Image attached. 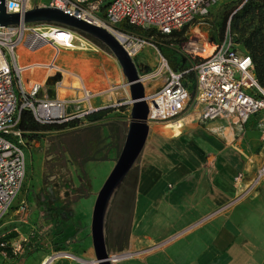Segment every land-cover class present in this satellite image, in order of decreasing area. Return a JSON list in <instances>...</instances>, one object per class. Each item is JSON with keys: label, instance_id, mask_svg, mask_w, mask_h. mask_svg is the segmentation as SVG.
<instances>
[{"label": "crops", "instance_id": "crops-1", "mask_svg": "<svg viewBox=\"0 0 264 264\" xmlns=\"http://www.w3.org/2000/svg\"><path fill=\"white\" fill-rule=\"evenodd\" d=\"M47 44L56 48V54H49ZM23 46L25 50L19 51L20 65L27 70L25 83L22 76L25 90L36 84L53 93L50 82L59 75L50 69L54 63L70 72L68 80L78 76L87 87L104 91L91 100L94 107L104 106L106 99L112 103L118 92L124 95L114 101L129 98L128 89L110 88L120 83L116 78L106 80V58L97 45L79 63L73 53L51 43L34 49ZM72 85L67 84L68 96L75 93ZM125 110L129 112L127 106ZM123 113L115 108L100 118H86L77 127L43 131L44 138L27 142L33 165L27 184L31 198L27 194L17 198L0 220V241L12 257L33 252L34 263L42 264L59 251L55 247L69 253L74 249L73 254L86 258L94 255L91 238L90 248L81 246L90 236L95 194L123 142V122H128ZM198 121L186 119L180 133L152 142L137 160L127 225L120 228L118 216L110 221L111 209L108 215V233L122 241L115 247L108 244L109 250L127 253L114 264H264V176L256 177L264 166V111L251 115L241 128L221 127L225 140ZM197 171L200 175L195 176ZM187 185H193L191 191ZM198 219L194 228H187Z\"/></svg>", "mask_w": 264, "mask_h": 264}, {"label": "built area", "instance_id": "built-area-1", "mask_svg": "<svg viewBox=\"0 0 264 264\" xmlns=\"http://www.w3.org/2000/svg\"><path fill=\"white\" fill-rule=\"evenodd\" d=\"M28 2L29 0H4L5 10L22 13L33 6V0L30 6H27ZM219 2L220 0H47L45 5L90 22L97 21L110 29L115 28L123 39V47L131 57H135L149 42L135 32L117 29L118 26L123 24L152 28L160 34L170 35L185 25L204 18ZM53 27H47L45 32L52 31ZM26 31L30 32L26 34ZM39 31L37 26H0V220L17 198L26 175L27 140L18 128L22 111H30L39 124L76 119L78 123L74 127H77L93 111L104 107L116 108L129 102L128 98L123 102L115 100L102 107L92 106L91 100L104 91L88 88L78 76V85L70 86L74 95L60 96L58 90L67 88L64 80L70 72L54 63L50 65V69L59 75L50 82L54 85L53 93L41 90V86L36 84L30 90H25L22 85L25 67L18 63L15 54V48L20 43H25L31 49L44 43L55 45L57 50L58 47L70 48ZM71 33L72 43L77 34ZM38 34H43L44 37L35 38ZM85 41L86 46L96 48L88 39ZM182 55L180 64L183 66L175 70L159 54L157 66L150 77H160V85L154 88L152 94L145 93L149 108L148 121L180 127L183 112L192 95L195 105L201 107L199 120L204 123L223 122L225 126L222 125V128H241L251 115L264 111V87L255 77L250 54L235 41L229 26L226 27L222 40L214 43L195 25L194 36L183 45ZM190 74L193 75V81L190 80L192 84L186 80ZM110 88L117 91L128 87L126 83H120ZM262 176L264 166L256 171L257 178ZM119 254L121 253H111V256ZM126 256L127 253H122L119 258ZM117 259L114 258L113 262Z\"/></svg>", "mask_w": 264, "mask_h": 264}, {"label": "rangeland", "instance_id": "rangeland-1", "mask_svg": "<svg viewBox=\"0 0 264 264\" xmlns=\"http://www.w3.org/2000/svg\"><path fill=\"white\" fill-rule=\"evenodd\" d=\"M47 2V0H33V4L32 5H39V6H43L45 5V3ZM244 2V0H220V2L214 6L210 13L208 15H206L204 18L199 19L191 24L185 25L184 28L182 27V29H180L177 33H175L172 36H165L163 34H160L159 32H157L155 29L152 28H142L139 26H135L140 28V30H138V28L132 27V26H127L125 25V28L123 26H118L117 29H124V30H128V31H132L135 32L139 35H141L142 37H144L145 39H147V41L149 42V45L144 47L143 49L140 50V52L133 57V60L136 64L138 73L141 77L142 82L145 85V93H151L154 88L158 87L160 85L161 82V78H151L150 74L151 72L154 71V69L157 66V62L159 60V54L163 57H165L168 62L169 60H174L176 63H181L180 59L183 57L182 52H183V45L189 40L192 39L194 36V26L198 25V27L200 28L201 32L203 33V35H207V37L209 38L210 41L212 42H218L222 39H220L219 37V31L221 28V25L225 19V17H228L227 21L230 20L231 15L235 12V10L237 8H239L242 3ZM50 25H37V27H39V32H45L47 31V27H49ZM227 26H229L227 24ZM114 30H116L115 28H112ZM232 33L234 34V39L237 43L241 44L240 42V34L235 30V29H231ZM30 31H26V34L29 33ZM35 38H42L40 36V34L35 35ZM88 39L89 41L93 42V40L89 37H85L83 35L77 34L76 38L73 40L72 44L74 46V48H62V50L67 51V54H74L72 55L74 58H76L79 61L81 60V62L84 60V58H86V54L88 52H90L91 47L86 46V44L84 42L85 39ZM223 38V37H222ZM213 39V40H211ZM95 45L98 46V50L101 54H103L106 58V69H107V77L106 80L107 81H111L112 79L116 78L115 83H125L124 77L121 73V70L116 62V60L114 59V57L105 49L103 48L101 45L96 44L95 42H93ZM48 48L50 49L49 54L54 55L56 54V48L52 47L50 44H47ZM21 47L24 49L23 43H20L16 48H15V52L18 53L19 57H18V62L19 64L22 63V53L21 51ZM86 47V48H85ZM170 65V64H169ZM27 70H25L23 72V80L25 83V79L27 76ZM191 75H188V77H186L187 82L192 84V81H190L191 79ZM64 80V85H67L69 82L73 83V85L77 86L78 85V81L75 78H69ZM90 89H93L92 87H88ZM128 89V88H127ZM94 90V89H93ZM96 91V90H95ZM69 93H71V91H68L66 89H60L59 91V95L60 96H65L68 95ZM192 94H193V88H192ZM124 93L122 92V96L121 94L118 92V95L116 94L115 97H113L111 100L112 102L114 101V99H117V97H119L121 99V97H123ZM109 99V98H108ZM110 100V101H111ZM119 101V100H117ZM104 103H107L105 105H108L109 100H105ZM121 106V105H120ZM127 108H129V105H126ZM119 107V106H118ZM117 107V108H118ZM119 109V108H118ZM200 109L201 107L199 105H195V103L193 102V95L188 103V106L186 107L185 111L183 112L182 115V121H181V126L177 127L176 125H169L166 124L164 122H158V121H149V126L151 125L152 130L149 132V135L147 137V140L145 142L144 148L140 154V156L146 152L147 148H149V146L151 145V143L154 141H161L166 137H172V136H167V134H177L180 133L181 129L184 127V123L186 121V119H190V122L195 123L199 120V113H200ZM120 110V109H119ZM124 113L121 114L123 117H127V115L129 116V112H127L125 109L123 110ZM128 121V120H127ZM124 123V127L126 128L127 126V122H123ZM198 123H200L198 121ZM208 126H210L213 129H216V133L219 137H221L223 140L226 139V131H221V123L216 121L213 122L212 125H209V123H205ZM204 126V125H202ZM49 131V130H48ZM38 134L36 136H34V138L32 139H28L27 137H24L27 142H31L32 140L35 141H39L41 140V138H44L45 133L43 132H37ZM70 138V139H67ZM67 140L68 141H72L71 137L67 136ZM124 138V135L122 136V140ZM28 145V144H27ZM118 155V152H117ZM116 155V157H117ZM139 156V157H140ZM31 150L30 149H25V164H26V175H25V179H24V183L23 186L17 196V198L25 196L27 194L28 196V200H30L31 198V188H29L28 182L31 181L32 178V172L31 169H33V165L31 164ZM141 158V157H140ZM139 161V158H138ZM137 161V162H138ZM236 163V168H238L240 165L239 163ZM137 167L138 165L135 164V166L133 167V171L136 172L137 174ZM35 168V166H34ZM209 170V169H208ZM219 173L222 170L219 166L218 169ZM222 174H225L224 171H222ZM200 175V173L197 171L195 176ZM239 176V174H238ZM193 185H187V189L189 188V190L187 191H191L190 189L192 188ZM120 189V188H119ZM119 191V190H118ZM28 192V193H27ZM118 194V192H117ZM116 194V196H117ZM115 196V198H116ZM16 198V199H17ZM115 198L113 200V203L115 201ZM15 199V201H16ZM14 201V202H15ZM118 199L116 200V202L118 203ZM25 203V202H24ZM112 203V205H113ZM27 208V207H26ZM26 210V209H25ZM24 210V212H25ZM200 222V219L192 221L191 223H189L187 225L188 229H192L195 227V225L197 223ZM128 221L126 220L125 224L127 225ZM117 227V223H115L114 226V222L112 223V227L111 229L115 230ZM109 235L108 231H107V236ZM87 238V242H84V244L81 246L82 249H86V248H90L91 244H90V236L88 235ZM109 247H115L117 246V244H122L121 239H116L115 237L111 238V236L109 237V241H108ZM22 249V248H21ZM20 249V251H22ZM74 249H70V253L67 251H58V252H53L52 255L50 254V261L48 262V264H94L92 263V261L95 259L94 255L92 254L90 257L86 258L84 256H80V255H75L73 254ZM114 253V252H111ZM67 254L69 256H67ZM34 257V253H29L28 255H19L18 258L16 257H10L8 256L6 253H3L0 251V264H35L34 260H32ZM115 262H113L114 264Z\"/></svg>", "mask_w": 264, "mask_h": 264}, {"label": "water", "instance_id": "water-1", "mask_svg": "<svg viewBox=\"0 0 264 264\" xmlns=\"http://www.w3.org/2000/svg\"><path fill=\"white\" fill-rule=\"evenodd\" d=\"M17 25H50L94 39L114 57L124 77L129 93V116L124 139L113 166L95 194L89 225L96 264H113L114 258L121 257L122 253L112 257L108 247L109 211L120 186L144 148L150 128L145 87L136 64L119 40L105 27L46 5H33L22 13L7 12L4 0H0V26ZM151 97L153 100V95ZM47 262L48 260L42 264Z\"/></svg>", "mask_w": 264, "mask_h": 264}, {"label": "trees", "instance_id": "trees-1", "mask_svg": "<svg viewBox=\"0 0 264 264\" xmlns=\"http://www.w3.org/2000/svg\"><path fill=\"white\" fill-rule=\"evenodd\" d=\"M228 17H225L220 31L219 37L222 39L224 32L226 30L227 24L229 25L230 30L235 29L240 34L241 45L248 51L250 54L251 60L254 65V73L258 83L264 87V0H244L242 5L235 10L231 15L230 20L227 21ZM125 28V25H121ZM135 27V26H132ZM138 28V27H135ZM184 28V27H183ZM140 30V28H138ZM232 31V30H231ZM176 32H173L170 35H165L166 37L174 35ZM93 42L99 44L98 41L92 39ZM213 40V39H211ZM100 45V44H99ZM104 48V47H103ZM170 66L177 70L180 69L183 65L176 63L174 60H169ZM193 81V75L190 78ZM117 108V107H116ZM120 110L126 109V105H121L118 107ZM114 107H104L100 108L97 111H93L86 115L87 119H97L102 115L112 111ZM78 123V120L72 119L62 123H48V124H39L33 117L32 113L28 110H24L21 113V118L18 123V128L23 132V136L28 139L34 138L38 133L48 130L62 129L66 126L74 127ZM137 174L131 170L126 178L124 179L118 194L115 198V201L111 207L109 218L112 221V217L118 216L120 220L119 227L122 228L126 222V215L130 212L131 206V197L135 189ZM119 200L118 203L116 200ZM118 211H117V210ZM66 216V215H64ZM61 230L56 234H60ZM111 236L109 232V237ZM4 241H0V243ZM64 248L55 247V251L63 250ZM0 250L5 252L8 256H14L11 250L6 248V244L0 245Z\"/></svg>", "mask_w": 264, "mask_h": 264}, {"label": "bare ground", "instance_id": "bare-ground-1", "mask_svg": "<svg viewBox=\"0 0 264 264\" xmlns=\"http://www.w3.org/2000/svg\"><path fill=\"white\" fill-rule=\"evenodd\" d=\"M31 3H32V0H29V2L27 3V6H30ZM92 23L96 24V25H100L102 27H105V26H103L101 23H99L97 21L96 22H92ZM105 28L108 29L119 40L120 43L123 41V39H122L121 35L119 34V32H117L116 30L107 28V27H105ZM45 34L49 35L52 39H54L58 43L66 44L68 47L74 48L73 44L70 42V38L72 37V33H71V31H69L67 29H61V28L53 27L52 31L45 32ZM40 35H41V37H44V36H42L43 34H40ZM67 256H69V255H67ZM45 260H48V262L50 261L49 258H46ZM92 263L96 264V260H93Z\"/></svg>", "mask_w": 264, "mask_h": 264}]
</instances>
